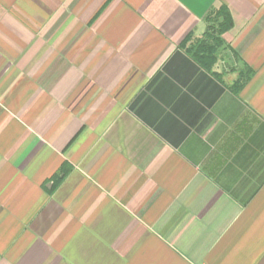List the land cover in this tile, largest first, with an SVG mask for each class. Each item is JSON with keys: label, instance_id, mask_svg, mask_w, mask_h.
I'll list each match as a JSON object with an SVG mask.
<instances>
[{"label": "crops", "instance_id": "0c3cea01", "mask_svg": "<svg viewBox=\"0 0 264 264\" xmlns=\"http://www.w3.org/2000/svg\"><path fill=\"white\" fill-rule=\"evenodd\" d=\"M0 264H264V0H0Z\"/></svg>", "mask_w": 264, "mask_h": 264}, {"label": "trees", "instance_id": "16d2710c", "mask_svg": "<svg viewBox=\"0 0 264 264\" xmlns=\"http://www.w3.org/2000/svg\"><path fill=\"white\" fill-rule=\"evenodd\" d=\"M219 19H222V21L216 24ZM209 22H211L212 27L215 24L217 27L211 28V32L207 34L205 41H201L191 50L193 57L207 68H211L218 61L219 48L222 46L220 36L232 27V18L227 9H221L215 13L214 17L209 18ZM243 84L244 81H237L234 85L236 91Z\"/></svg>", "mask_w": 264, "mask_h": 264}]
</instances>
